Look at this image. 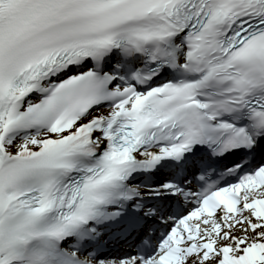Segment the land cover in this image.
Masks as SVG:
<instances>
[{"label":"snow or ice","instance_id":"1","mask_svg":"<svg viewBox=\"0 0 264 264\" xmlns=\"http://www.w3.org/2000/svg\"><path fill=\"white\" fill-rule=\"evenodd\" d=\"M0 264H264V0H0Z\"/></svg>","mask_w":264,"mask_h":264}]
</instances>
